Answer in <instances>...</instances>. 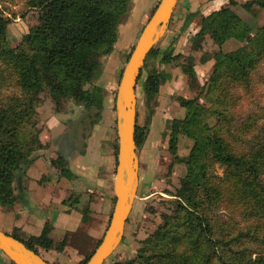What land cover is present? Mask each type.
<instances>
[{
    "label": "trees",
    "instance_id": "16d2710c",
    "mask_svg": "<svg viewBox=\"0 0 264 264\" xmlns=\"http://www.w3.org/2000/svg\"><path fill=\"white\" fill-rule=\"evenodd\" d=\"M254 2L248 0L244 6L250 8ZM259 3L264 8V2ZM24 4L36 10L37 21L15 45L8 40L10 18L0 6L2 205H12L16 198L27 203L19 173L32 162L33 151L42 147L41 127L35 121L42 93L56 107L71 98L84 108L94 106L101 112L106 90L95 80L102 72L103 58L115 48L119 23L131 0H24ZM205 33L218 45L212 71L201 87L210 103H203L199 96L176 95L185 113L168 121V171L175 162L185 166L171 193L172 205L161 213V221L141 240L132 257L101 264H264V105L251 100L254 106L247 111L237 108L242 94L250 95L264 75V70L259 71L264 68V22L251 34L248 24L223 6L202 15L196 40ZM231 37L246 43L233 50L222 49V43ZM174 39L162 50L158 45L150 48L147 56L152 61H144L138 77L147 71L142 92L148 121L160 87L170 77L161 63L183 56L188 62L180 63L182 71L191 82L196 79L192 57L174 54ZM207 57L203 54L201 60ZM149 122L143 126L135 123L136 150L145 142ZM180 135L192 140L185 155L177 152ZM114 147L116 154V141ZM216 166L222 167L220 174ZM61 173L71 174L65 162ZM111 199L110 211L114 196ZM51 227L47 221L40 233L27 239L10 234L39 253L35 244L52 245Z\"/></svg>",
    "mask_w": 264,
    "mask_h": 264
},
{
    "label": "rangeland",
    "instance_id": "374dc122",
    "mask_svg": "<svg viewBox=\"0 0 264 264\" xmlns=\"http://www.w3.org/2000/svg\"><path fill=\"white\" fill-rule=\"evenodd\" d=\"M247 1L248 0H225L222 4L218 5L219 7L217 8L228 6L248 24L251 34H254L257 28L264 22V8L259 5V2H264V0H256V2L250 5V8L244 6V3ZM181 2L185 1L182 0ZM182 5L183 3H179L168 22L166 30L154 44L156 46L158 45L160 50H162L175 38L174 54L180 52L183 55H189L192 57L194 63L196 79L193 82L190 81V78H188L180 67V63L188 62V59L180 56L163 63L164 68L168 70L177 68L182 71L185 76L184 83H180L177 89L172 87L166 89V100L163 111H167L169 115H171V118L182 117L185 113V109L179 104L176 95H184L186 97L199 96V100L203 103H210V100L204 97V90L202 91L201 87L212 71L215 61L213 53L218 49V45L213 41L209 33H205L200 40H196L195 37L196 31L199 29L202 15L216 9V7L214 8L212 6L206 11L207 7L199 6V9H195L189 13L187 12V20L182 21ZM0 6L4 14H7L10 18V23L7 25L9 30L8 40L11 45H15L22 33L26 32L30 25L36 23L37 12L33 8L26 7L24 0H0ZM126 15L123 16L122 22H128ZM135 41L136 38L132 37V41H130L131 44H118L116 46V51L112 52V54H107L103 58V68L105 67L106 70L99 82L103 84L107 82L105 80L109 77L110 82H107V85L109 84L108 86L113 89V94L109 102V117L104 113L105 115L103 114V118V112L101 113L96 107L84 108L71 98L62 100L61 105L56 107L48 94H41V101L36 109L35 121L41 127L39 138L42 147L33 151L32 156L33 160L40 155L45 157L49 156L47 162L51 168L46 165L40 177L41 184L44 188L43 194L47 199H52L51 197H54L52 195L53 193L58 197L57 192H59V187L56 186L54 189L55 181L50 180L49 177L55 178L56 176H64L61 173V166L63 162L67 163L65 156L62 154L50 153V149H46L52 145L51 137H49L51 126L55 124L60 125L62 123L67 125V142L74 147L73 149H75V151H77L78 148L80 149L86 146L87 138L91 132H94L95 138L99 142V148L102 147L105 152L107 150L112 158L109 170V183L106 189H102L101 187L100 190H97L98 188L95 183L90 185L85 184V186L78 185L76 188L71 187V191L68 194L66 193L67 195L62 200L65 209L74 207L79 211L81 214L80 225L75 230L66 231L64 234H61L57 229L53 230L51 227L49 236L52 238V245L46 248L35 244L39 253L51 263L78 264L83 258L84 253L94 248L95 243L101 237L107 225L109 214L102 211L103 206L101 205V195H99V192L102 191L104 194L102 196L107 199L109 198L110 204L112 203L111 197L114 196L113 180L116 166L114 141H117L114 94L119 80V71L124 65L126 55ZM245 43L246 41L231 37L222 43L221 48L224 50H233ZM203 54L208 55L205 60H201ZM146 59L148 63L152 61L150 56H147ZM262 70H264V68L259 69L261 72ZM146 74L147 71L143 70L136 84V123L140 126L148 124L149 122V111L142 92L143 81ZM259 80L260 81L256 83L257 87L254 88L250 95L242 94V98H240V101L237 103L238 110L247 111L252 108L254 104L252 105L251 100H253V102H258V105H264V75H261ZM87 86L89 85L87 84ZM238 92L241 91L238 90ZM105 121H109L106 127ZM72 130L74 132L73 135H71ZM168 132L169 124H164L161 135L155 140V151L148 154L146 158L143 156L141 159V163L138 166L139 182L136 196L127 221L125 222L121 242L106 258V263L117 259L123 260L132 257L136 253L137 248L141 245V240L148 236L161 221V213L169 211V207L172 205L170 199H173V196L171 193L174 192L176 186H178L179 178L185 172V166L181 162H175L171 170L168 171V166L171 162V154L167 148ZM191 144L192 140L190 138L185 135H180L177 143V152L181 155H185ZM142 147L136 150L139 162V154L142 155L143 152ZM104 167L105 165L102 164L101 169L103 170ZM215 170L220 174L222 172V167L216 166ZM19 174L22 177V185L24 187L22 193L25 197V194L29 192L25 185V182H28L27 176H25V172H20ZM60 182L64 186V182L62 180ZM62 190H64V187ZM31 192L32 191L29 193ZM105 194L109 197H105ZM59 197L61 196L59 195ZM59 197L56 200L57 204H60ZM53 200L55 199L53 198ZM53 200L51 203L52 206H48L49 208L46 209V212L41 214L42 217L40 216V218L47 220L48 217H50L51 209L53 210L56 207L54 206ZM28 201L29 203H23L22 199L16 198L12 205L0 204V228L2 230L14 235H19L24 239H27L31 233H40L39 231L41 230H38L37 227H25L23 230H19V227H12L10 224V222H14V215H16L15 218H19V213L17 212L19 210L30 212L35 208L40 211L44 209L42 205L35 204L31 206L29 199ZM48 211L50 212L47 213ZM22 216L23 213L20 214V217ZM27 224L29 225V223ZM64 235H66L65 242L64 245L60 247L59 243ZM0 259L4 264H14L1 250Z\"/></svg>",
    "mask_w": 264,
    "mask_h": 264
},
{
    "label": "crops",
    "instance_id": "0c3cea01",
    "mask_svg": "<svg viewBox=\"0 0 264 264\" xmlns=\"http://www.w3.org/2000/svg\"><path fill=\"white\" fill-rule=\"evenodd\" d=\"M158 0H131L129 11L126 15L128 22H120L119 23V37L117 42L115 43V48L110 52L116 51L117 45L129 44L132 41V37L137 38L139 30L141 26L144 24L155 6ZM182 0H178L176 6L172 12H175L179 3H183L182 11V21L185 20L186 13L192 12L195 9H199V6L207 7H219L218 5L222 4L225 0H184L185 2H181ZM194 5V6H193ZM205 11V10H202ZM171 15V17H172ZM142 24V25H141ZM183 33V32H182ZM181 33V34H182ZM131 44V43H130ZM109 53V54H110ZM160 67H163V63L160 64ZM167 72H169L170 77L164 81L162 86L160 87V91L157 97V105L154 108L152 116L149 119V131L147 133V137L142 147V155L139 154V164L141 163V159L143 156L146 158L148 154H151L155 151V140L161 135L163 131L164 124H168L169 119H171V115L166 111H163V107L165 106V93L167 88H178L180 83H184L185 76L182 71L178 70L177 68H171L168 70L164 68ZM106 68H103L101 75L97 78L96 83H100L99 80L102 79L103 74L105 73ZM105 81L108 83L110 82V78L108 77ZM107 82L103 83L106 93L103 97V108L101 110L102 115L105 113L107 117H109V110H110V100L113 94V89L107 85ZM136 92V88H135ZM172 93V92H170ZM104 114V115H105ZM104 115L102 116L104 118ZM111 121V120H109ZM109 121H105V127L108 126ZM163 124V125H162ZM61 125V126H60ZM55 124L51 126L50 129V136L52 145L46 149H50V153L62 154L67 159V166L69 168V172H71L68 176H61L50 178V180L55 181L54 189L59 187V195L60 204L56 203L58 197L53 193H51L54 197L52 199H47L44 193L43 185L41 184V174L43 173L45 166H51L47 162L49 160V156L45 157L43 155L37 156L30 164L25 167V176H27V181L25 185L27 190L31 193L25 194V200L29 203L28 199L30 200V205L33 206L35 204L42 205L44 209L42 211L38 209H34L33 211L27 212L26 210H19V218H15L14 215V222H10L12 227H19V230H23L25 227H37L38 230H41L44 223L48 221L52 225V229L59 230V232L64 234L66 231H73L75 230L81 223V214L77 211L76 208H66L62 202L63 198L71 191V187L85 186L90 184H96L97 190L106 189L109 183V170L111 167L112 158L110 157L109 152L103 150L102 147L99 148V142L95 138L94 132H91L89 137L87 138V145L83 146L82 148H78L77 151L73 149L74 147L67 142V125L65 123L62 124ZM162 126V127H161ZM73 130L72 134L73 135ZM49 155V154H48ZM52 155V154H51ZM52 157V156H51ZM147 163V162H146ZM104 164L105 167L103 170L101 169V165ZM148 165V164H147ZM34 177V178H33ZM33 178V179H32ZM59 180V181H58ZM64 182V186L61 184L60 181ZM105 180V182H104ZM114 181V180H113ZM105 183V184H104ZM105 185V186H104ZM61 187V188H60ZM64 187V190L62 188ZM63 191V192H62ZM67 193V194H66ZM27 195V196H26ZM101 195V205L103 206L102 211L106 214L110 212V201L109 198H104L102 191L99 192ZM106 195V194H105ZM105 197H109L106 195ZM43 198V200H42ZM53 198L55 200H53ZM52 200L54 206H56L53 210L51 209L50 217L47 220L44 218H40L41 214L46 212V209L49 208L48 206H52ZM32 201V202H31ZM47 202V203H46ZM29 205V206H30ZM23 213V216L20 217V214ZM16 214V213H15ZM42 217V216H41ZM29 223V225L27 224ZM11 227V228H12ZM40 232V231H39ZM37 234V233H31ZM0 264H4L0 259Z\"/></svg>",
    "mask_w": 264,
    "mask_h": 264
},
{
    "label": "water",
    "instance_id": "95a60500",
    "mask_svg": "<svg viewBox=\"0 0 264 264\" xmlns=\"http://www.w3.org/2000/svg\"><path fill=\"white\" fill-rule=\"evenodd\" d=\"M178 0H158L141 26L123 65L114 94L116 122V166L114 203L107 225L83 264H101L121 242L125 222L132 209L139 182L138 156L134 140L136 84L147 53L167 28ZM0 250L14 264H53L23 241L0 228Z\"/></svg>",
    "mask_w": 264,
    "mask_h": 264
}]
</instances>
